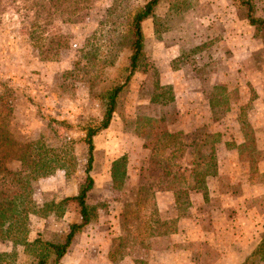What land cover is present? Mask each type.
<instances>
[{
  "label": "rangeland",
  "instance_id": "374dc122",
  "mask_svg": "<svg viewBox=\"0 0 264 264\" xmlns=\"http://www.w3.org/2000/svg\"><path fill=\"white\" fill-rule=\"evenodd\" d=\"M112 1L91 0L81 11L51 17L45 32L65 36L68 46L55 48L44 57L30 40L31 13L22 3L0 0V84L12 91L9 129L18 147L6 165L26 173V163L16 158L23 145L39 136L57 145L68 143L76 159L74 173L67 176L57 169L32 183L36 205L49 210L42 217H30L28 241L40 237L62 242L69 225L80 221L74 202L57 205L75 195L84 181L86 145L82 138L86 129L101 124L104 90L122 78L128 66L130 42L120 36L110 54L114 65L105 67L102 76L97 67L88 68L80 58L82 50L89 52V46L85 47L89 39L98 47V55H108L107 27L102 38L99 31ZM147 1L128 0V7L134 12ZM251 1L255 16L264 18V0ZM170 4L179 5V9ZM242 13L231 0L163 1L155 16L143 23L144 70L133 74L119 95L110 125L93 139L90 174L94 185L87 200L100 204L98 219L75 237L60 264H133L143 260V249L135 245L134 235L143 214L149 215L159 201L167 204L166 194L158 193L172 184L167 173L182 179L178 183L181 189L195 186L181 175L192 168L198 176L204 175L209 188H249V184L264 188V129H260L264 125V41ZM78 60L81 63L76 66ZM159 118L164 119L171 136L152 153L143 147L141 133L150 120ZM241 121L249 124L254 140L260 141L249 153L253 162L233 147L244 141ZM206 136L210 144L202 147ZM223 142L237 150L229 152L231 186L227 174L220 171L217 175L221 163L229 159L225 153L219 160ZM194 143L198 145L192 146ZM210 147L218 154L216 169L209 158ZM113 162L125 168V174H116L115 180L111 177ZM182 207L175 209L176 220H168V233L187 215L188 207ZM173 212L167 209L164 217ZM113 239L118 245L112 252L125 259L107 257ZM10 251L16 254L14 264H35L22 246L0 240V253Z\"/></svg>",
  "mask_w": 264,
  "mask_h": 264
},
{
  "label": "trees",
  "instance_id": "16d2710c",
  "mask_svg": "<svg viewBox=\"0 0 264 264\" xmlns=\"http://www.w3.org/2000/svg\"><path fill=\"white\" fill-rule=\"evenodd\" d=\"M163 1L173 0H148L140 9L131 12L128 7V0H113L107 11V20L100 24V37H104L102 31L107 27L106 41L108 42L107 56L102 52L97 54L98 47L93 46L90 39L87 40L85 47L89 46V52L85 54L82 50L81 60H85L88 68L97 67L100 72L99 76L104 74L103 69L114 62L110 60V54L118 45L117 38L128 39L130 42L128 66L123 74L117 80H113L104 90L105 110L103 120L96 128L86 129L82 141L86 145V160L84 166V181L80 184L78 191L71 197H66L58 203V207H64L68 202H74L78 208L80 221L72 223L62 242H51L42 240L40 237L33 241H28L29 219L31 216L42 217L49 210L39 208L32 195V183L40 178L53 174L57 169L65 171L68 176L75 172L76 159L68 143L59 145L55 142L39 136L23 145L21 152L16 159L24 161L27 165V172L11 170L6 163L13 158V154L18 147L13 140L10 132V120L13 113V96L12 91L0 84V240L9 242L13 245H20L24 253L31 256L35 264H60L61 259L67 253L75 237L80 234L90 223L98 219L100 204H89L88 194L93 189L94 181L91 177V171L94 161V137L103 129L108 128L117 106V100L121 92L129 84L133 74L144 70V34L143 23L155 16L158 6ZM242 13V16L254 28L255 34L264 41V18L255 16V5L251 0H231ZM15 3H22L23 9L30 12L32 19L30 22V40L32 46L39 50L41 55L46 57L53 49L67 48L68 41L62 35H49L45 32V27L50 23L51 17L64 12L81 11L89 5L91 0H13ZM172 5V6H171ZM171 7L179 9V5L170 4ZM103 28V29H102ZM111 45L114 47L111 48ZM85 54V55H84ZM80 60L75 62L78 66ZM114 65V63L112 64ZM94 77H98L95 75ZM110 81V80H109ZM117 81V82H116ZM59 127L60 123L58 124ZM240 128L245 130L244 141L240 145L234 144L239 154L246 155V160L253 162L249 153L256 146L253 132L249 124L240 122ZM144 146L152 153L159 148V145L165 142L168 134L164 119L150 120V126L143 127ZM154 141V142H153ZM201 146L210 144L209 136L201 141ZM194 143L192 146H197ZM124 157V156H123ZM209 158L216 169V150L214 147L209 148ZM122 159V158H120ZM120 161V160H119ZM121 162L125 163L124 158ZM253 165V163H252ZM117 175H124L125 168H121L113 162L111 167V177L116 179ZM168 179L172 180L169 190L173 191L174 202L177 210L187 209L189 205V189L180 187L178 184L182 179L171 173L166 174ZM188 181H194L195 186L191 189L207 188L204 183V175L198 176L194 168L188 174L182 173ZM175 177V178H174ZM201 185V186H200ZM190 189V190H191ZM149 206V205H148ZM149 215L143 214V222L137 227L138 232L134 235L135 245L142 249L149 247V240L155 236L165 235L169 232V222L159 219L157 208L153 206ZM48 208V207H47ZM172 232V231H171ZM116 239H113L110 246L109 256L112 260H119L125 256H116L112 249L118 245ZM264 262V235L253 253L246 258L242 264H255V261ZM16 254L14 252L0 253V264H14ZM133 264H148L145 260L137 259Z\"/></svg>",
  "mask_w": 264,
  "mask_h": 264
},
{
  "label": "crops",
  "instance_id": "0c3cea01",
  "mask_svg": "<svg viewBox=\"0 0 264 264\" xmlns=\"http://www.w3.org/2000/svg\"><path fill=\"white\" fill-rule=\"evenodd\" d=\"M262 141L264 144V132ZM259 142L255 140L258 147ZM221 148L224 151L219 160L225 153L229 159L221 163L217 175L220 176V171L224 176L227 174V183L231 186L229 152L236 149H229L225 142ZM249 185V188H209L207 185L204 191H189L187 215L173 232L149 240V247L143 249V260L148 264H242L264 235V188ZM158 193H165L167 198V204L159 201L156 205L159 219L176 220L173 191L164 189ZM170 208L174 212L164 217ZM108 254L109 251L107 257Z\"/></svg>",
  "mask_w": 264,
  "mask_h": 264
}]
</instances>
